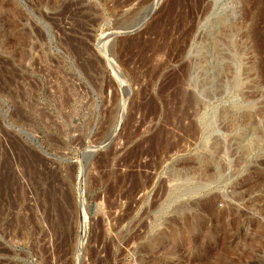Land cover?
Listing matches in <instances>:
<instances>
[{
	"label": "rangeland",
	"instance_id": "1",
	"mask_svg": "<svg viewBox=\"0 0 264 264\" xmlns=\"http://www.w3.org/2000/svg\"><path fill=\"white\" fill-rule=\"evenodd\" d=\"M200 1L0 0V264H264V0Z\"/></svg>",
	"mask_w": 264,
	"mask_h": 264
},
{
	"label": "bare ground",
	"instance_id": "2",
	"mask_svg": "<svg viewBox=\"0 0 264 264\" xmlns=\"http://www.w3.org/2000/svg\"><path fill=\"white\" fill-rule=\"evenodd\" d=\"M130 1V0H129ZM200 1V0H199ZM132 2V1H131ZM130 2V3H131ZM200 2H203V1H200ZM129 5V4H128ZM127 6V5H126ZM262 35V34H261ZM258 37V36H257ZM261 37V36H260ZM262 40H264V39H262ZM263 43V42H262ZM261 45V44H260ZM264 45V44H263ZM259 46V45H258ZM263 48V47H262ZM187 93V92H186ZM189 93V92H188ZM194 96V95H193ZM192 100H194V99H192ZM231 116V115H230ZM232 119H233V117H232ZM234 120H236V119H234ZM249 120H252V118H249ZM232 123H234V121L232 120L231 121ZM237 122V121H236ZM231 123V124H232ZM194 124V123H193ZM237 125V124H236ZM193 128L194 127H192L191 128V126H190V131H192L193 130ZM192 129V130H191ZM195 130V129H194ZM163 132H161V135H163L162 134ZM168 133V132H167ZM193 133V132H192ZM160 134L158 135V136H161ZM157 137V136H156ZM162 137H164V135L162 136ZM161 137V138H162ZM155 138V137H154ZM159 138H157V140H158ZM155 140V139H154ZM157 140H155V143H156V141ZM164 140V139H163ZM161 141V140H160ZM160 141H159V143H160ZM165 141V140H164ZM159 143H157V144H159ZM214 165V164H213ZM212 168V167H211ZM207 171V170H206ZM208 171H210V170H208ZM216 172L215 173H213V177H214V175H220L221 174V171L222 170H220L219 168H217L216 170H215ZM208 174H209V172H207ZM211 174V173H210ZM209 176V175H208ZM140 177V176H139ZM133 190V189H132ZM130 193V192H129ZM212 200V199H211ZM214 203H216V199L215 200H213V201H211L209 204H207V202H206V204L205 205H207L205 208H206V210H208V211H211V210H214L213 208H214ZM203 204V203H202ZM216 205V204H215ZM203 207H204V205H203ZM202 207V208H203ZM182 211V210H181Z\"/></svg>",
	"mask_w": 264,
	"mask_h": 264
},
{
	"label": "water",
	"instance_id": "3",
	"mask_svg": "<svg viewBox=\"0 0 264 264\" xmlns=\"http://www.w3.org/2000/svg\"><path fill=\"white\" fill-rule=\"evenodd\" d=\"M82 246H80V248H81Z\"/></svg>",
	"mask_w": 264,
	"mask_h": 264
}]
</instances>
